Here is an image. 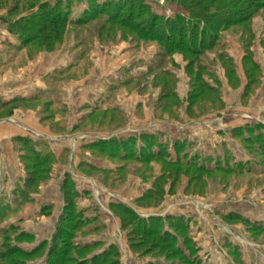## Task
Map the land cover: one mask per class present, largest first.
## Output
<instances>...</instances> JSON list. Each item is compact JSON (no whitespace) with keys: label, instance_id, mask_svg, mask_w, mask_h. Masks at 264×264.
I'll return each instance as SVG.
<instances>
[{"label":"rangeland","instance_id":"rangeland-1","mask_svg":"<svg viewBox=\"0 0 264 264\" xmlns=\"http://www.w3.org/2000/svg\"><path fill=\"white\" fill-rule=\"evenodd\" d=\"M49 5L71 22L47 50L26 41ZM141 5L182 13L0 0V264H264V9L250 36L229 29L202 56L160 62L157 43L97 31L117 7L148 19ZM123 209L170 243L132 249Z\"/></svg>","mask_w":264,"mask_h":264},{"label":"trees","instance_id":"trees-1","mask_svg":"<svg viewBox=\"0 0 264 264\" xmlns=\"http://www.w3.org/2000/svg\"><path fill=\"white\" fill-rule=\"evenodd\" d=\"M29 1L33 2L34 0ZM171 1L182 9V13H177L173 17H163L151 12L147 6L141 5L140 9L143 13H146V18L148 19L139 20V22L133 24L129 19L136 18L138 21L141 16L140 12H133L129 7L125 10V13L124 10H120L117 7L114 8L113 11L107 13L106 19L97 31L99 34L103 32L107 33L108 37L111 32L110 28L117 25L121 29H127L135 33L143 42L157 43L161 47V50L156 56L160 58L159 61L161 62L169 55L177 52L184 54L188 53L193 55V57L202 56L206 51L212 50L222 33L229 29H240V39H242L245 33L250 36L251 32L245 27L249 25L248 23L250 20L258 14L259 11L264 9V0ZM46 4L47 1L38 4L42 12L43 10L45 11ZM48 7L50 8L44 12V15L40 19L37 32L31 38H27L26 42L27 44H36L39 47L50 50L61 41L71 21L69 22L66 18L62 20L53 18L51 15L55 13L54 11L58 12L57 7L50 5ZM50 9L51 11H49ZM146 9L147 12H145ZM32 10L33 5L29 8V13H31ZM123 13L125 16L124 18L122 16L120 20V15ZM157 22L160 24H157ZM198 98L199 100H197ZM198 98L196 101L200 103L204 102V100H200V97ZM214 102L221 104L217 98L214 99ZM194 104L196 103H193V105ZM201 107L203 106L201 105ZM12 110L13 109H10L8 114H10ZM237 131L238 129L236 132ZM41 160H44V158H41ZM65 207V209H68V204ZM121 212L125 216L122 220L123 227L127 229V237L132 249L137 251L138 249L142 250L144 248L142 252L148 254L153 253L158 247H163L165 243H170L167 241V236L161 234L157 230L156 225L158 222L155 220L150 219L149 221H145L138 219L136 214L129 209H123ZM68 225H70V222L66 221V217L61 214L54 235L65 232L69 227ZM129 225H131V228H128ZM175 227L179 226H174V228ZM54 238L52 240H56V237ZM134 239L136 241H134ZM58 250H60V248L52 241L48 254L54 255Z\"/></svg>","mask_w":264,"mask_h":264}]
</instances>
